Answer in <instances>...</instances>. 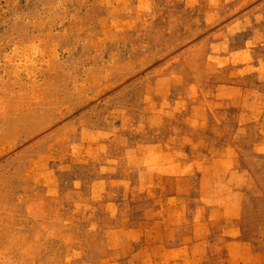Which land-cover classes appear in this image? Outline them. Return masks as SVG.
I'll return each instance as SVG.
<instances>
[{
  "label": "rangeland",
  "instance_id": "374dc122",
  "mask_svg": "<svg viewBox=\"0 0 264 264\" xmlns=\"http://www.w3.org/2000/svg\"><path fill=\"white\" fill-rule=\"evenodd\" d=\"M0 264H264V0H0Z\"/></svg>",
  "mask_w": 264,
  "mask_h": 264
}]
</instances>
